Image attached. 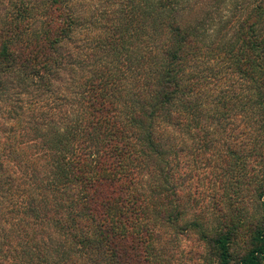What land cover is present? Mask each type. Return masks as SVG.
<instances>
[{"label":"trees","instance_id":"1","mask_svg":"<svg viewBox=\"0 0 264 264\" xmlns=\"http://www.w3.org/2000/svg\"><path fill=\"white\" fill-rule=\"evenodd\" d=\"M0 264H264V0H0Z\"/></svg>","mask_w":264,"mask_h":264}]
</instances>
